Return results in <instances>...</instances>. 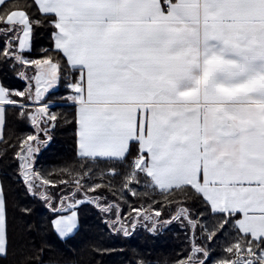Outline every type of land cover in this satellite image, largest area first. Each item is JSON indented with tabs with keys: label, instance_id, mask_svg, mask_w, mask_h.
I'll return each mask as SVG.
<instances>
[{
	"label": "snow or ice",
	"instance_id": "snow-or-ice-1",
	"mask_svg": "<svg viewBox=\"0 0 264 264\" xmlns=\"http://www.w3.org/2000/svg\"><path fill=\"white\" fill-rule=\"evenodd\" d=\"M44 25L56 55L44 49L41 58L29 59L24 52ZM0 38V64L35 68L30 78L19 73L29 80L24 91L0 84V142L12 106L35 129L16 152L26 192L55 214L50 224L60 240L78 230L76 208L86 202L109 214L115 208L116 219L106 226L131 236L137 223L131 213L121 217L119 205L88 196L120 177L121 189L133 196L143 183L164 198L154 201V217H140L151 223L149 231L176 221L192 230L191 253L174 264H208L209 248L198 240L225 234L226 255L213 264H264V0H30L0 12ZM65 65L72 74L66 86L75 105L78 167L52 178L36 171L35 160L59 121L44 93ZM37 101L39 110L31 111ZM101 163L111 166L99 170ZM94 178L100 182L89 183ZM49 185L68 189L59 206ZM192 198L204 206L195 215ZM173 205L175 215L164 220L165 207ZM12 243L0 183V257ZM24 247L27 264H45L43 247L35 241Z\"/></svg>",
	"mask_w": 264,
	"mask_h": 264
},
{
	"label": "trees",
	"instance_id": "trees-1",
	"mask_svg": "<svg viewBox=\"0 0 264 264\" xmlns=\"http://www.w3.org/2000/svg\"><path fill=\"white\" fill-rule=\"evenodd\" d=\"M25 3H30V0H8L5 5L0 6V12L16 10L17 5ZM51 31L47 25L37 28L31 40V50L24 52V55L29 59H39L44 55L43 50L48 49L49 54L55 56L56 54L51 52ZM0 46L3 44L0 43ZM20 72H25L30 78L34 76L35 68L30 65L23 68L17 66L13 70L11 64L7 66L0 64V84L12 92L24 91L29 87V80L22 78ZM71 75L65 65L59 88L45 97V102L54 104L49 110L59 117V121L52 133L50 146L37 155L35 169L44 175L52 173V178H56L55 174L68 165L78 167L73 123L75 106L67 99L71 93L66 86ZM31 83L33 85V81ZM34 105L30 110L36 112L39 108ZM34 130L28 120L20 118L16 108L7 107L6 126L3 130L4 142H0V183L4 185L7 193L9 236L13 243L8 256L0 257V264H27L29 255L24 244L31 241L45 249V264H140L141 261L144 264H174L177 259H184L191 253L193 234L186 224L182 225L176 221L166 227L157 226L155 230L149 231L151 223L147 219H140L141 216L154 217L152 208L159 207L154 201L165 203L164 198L146 189L143 183L135 187L137 195L133 196L121 189L120 177L111 179L112 187L96 189L94 193L89 192L88 196H99L102 203L119 205L121 217H127L131 213L137 220L131 236L115 234L106 226V222L110 224L116 219L115 208L109 214L102 211L95 202H86L76 208L79 218L78 230L70 240H60L50 224L55 214L38 197L34 198L27 194L21 178L22 160L16 156V152L20 151L18 147L20 141ZM110 166L101 163L97 168L107 171ZM99 182L94 178L89 183ZM104 183L107 184L108 179H105ZM47 187L54 203L59 206L61 195L66 194L68 189H64L63 185ZM146 192L148 195H145ZM83 198L82 195L77 196V199ZM179 198L177 196V199ZM188 206L194 215L204 207L198 198L189 199ZM24 207L32 210L30 215L25 216L21 213L20 209ZM133 208L141 209V212H133ZM175 212V205L165 207L163 219H170ZM196 235L199 237L200 233L197 232ZM228 239V235L225 234L214 242L202 238L198 240V243L209 248L211 259L208 264H213L226 255L223 248Z\"/></svg>",
	"mask_w": 264,
	"mask_h": 264
},
{
	"label": "crops",
	"instance_id": "crops-1",
	"mask_svg": "<svg viewBox=\"0 0 264 264\" xmlns=\"http://www.w3.org/2000/svg\"><path fill=\"white\" fill-rule=\"evenodd\" d=\"M52 46H53V45H52ZM25 52H28V50H25ZM28 66H29V65H28ZM25 67H26V66H25ZM34 75H35V73H34ZM59 82H60V81H59ZM59 82H58L54 87L50 88L49 91H48L47 93H44V97H46L50 92H53V91L57 90V89L59 88ZM33 85H35V81H33ZM33 96L35 97V93H34V91H33ZM39 104H40V101H37V102L35 103L34 107L39 108ZM50 104H52V103H50ZM71 104L73 105L72 101H71ZM74 106H75V105H74Z\"/></svg>",
	"mask_w": 264,
	"mask_h": 264
},
{
	"label": "rangeland",
	"instance_id": "rangeland-1",
	"mask_svg": "<svg viewBox=\"0 0 264 264\" xmlns=\"http://www.w3.org/2000/svg\"><path fill=\"white\" fill-rule=\"evenodd\" d=\"M50 105V108H52L54 106V104H49ZM57 235V234H56Z\"/></svg>",
	"mask_w": 264,
	"mask_h": 264
}]
</instances>
